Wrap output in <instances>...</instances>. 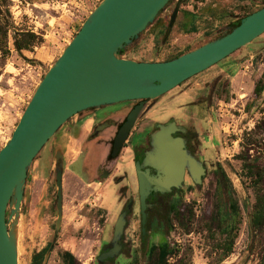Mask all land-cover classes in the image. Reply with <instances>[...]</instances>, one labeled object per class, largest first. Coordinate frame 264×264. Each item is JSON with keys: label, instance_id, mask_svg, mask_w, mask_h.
<instances>
[{"label": "rangeland", "instance_id": "1", "mask_svg": "<svg viewBox=\"0 0 264 264\" xmlns=\"http://www.w3.org/2000/svg\"><path fill=\"white\" fill-rule=\"evenodd\" d=\"M101 1L0 0V149L44 74ZM174 2L118 57L166 61L221 37L237 19L264 6V0H183L169 28ZM15 41L32 46L18 52ZM263 72L264 33L154 101L137 120L134 136L112 170L128 172L124 198L119 185L85 187L96 162L90 154L86 175L89 144L83 142L85 131L80 127L84 121L77 120V115L69 119L27 172L14 228L18 264H66L64 253L70 254L68 264H97V256L111 240L117 216L137 194L129 170L131 143L148 139L156 123L170 120L197 132L207 173L199 184L191 180L192 185L174 188L173 196L162 202L164 206L149 209L148 232L143 238L139 211L136 202H131L119 241L121 254L103 264H157V249L151 255L150 250L162 244L171 252L165 264H264V89L259 96L253 91L255 85H264ZM214 89L211 104H202ZM128 103L108 109L121 110ZM56 152L62 155V216L57 232ZM8 213L7 208L6 218Z\"/></svg>", "mask_w": 264, "mask_h": 264}, {"label": "water", "instance_id": "2", "mask_svg": "<svg viewBox=\"0 0 264 264\" xmlns=\"http://www.w3.org/2000/svg\"><path fill=\"white\" fill-rule=\"evenodd\" d=\"M170 1L102 0L38 83L9 140L0 149V264H18L14 228L27 172L40 150L69 119L90 108L140 101L128 113L113 141L111 156L115 157L144 104L155 101L264 33L263 6L243 17L228 33L174 59L137 62L118 57V52L132 44ZM178 6L179 2L169 25ZM156 128L150 136L151 150L145 152L141 163H135L142 236L145 199L150 192L164 194L171 188H179L185 170L194 184H199L204 175L201 163L185 151L182 140L172 137L177 132L175 123L158 124ZM61 159L62 155L56 152V232L62 216ZM148 168L155 170V175H149ZM130 207L131 202L127 210ZM125 217L126 210L117 216L111 240L97 256V264L118 255Z\"/></svg>", "mask_w": 264, "mask_h": 264}, {"label": "flooded vegetation", "instance_id": "3", "mask_svg": "<svg viewBox=\"0 0 264 264\" xmlns=\"http://www.w3.org/2000/svg\"><path fill=\"white\" fill-rule=\"evenodd\" d=\"M173 2H174V0H171L168 4H171ZM177 2H179V6H178L175 17L177 16V14L180 13V9L182 8L183 0H175L174 6L171 10L172 12H173ZM172 12H171V15H172ZM170 19H171V16H170ZM170 19H169V23H170ZM174 20H175V18H174ZM174 20H173V22H174ZM172 23L170 25L168 24L167 26L170 28ZM217 82H219V81H217ZM215 90L216 89L213 90L211 95L208 98H206L205 101L202 102V104H206V105L211 104L212 95L215 94ZM163 96H161V97H163ZM161 97H159V98H161ZM159 98H157L156 100H158ZM126 102L132 103V105L129 107L127 112H125V108L128 107L129 103L126 106H124V108H122L121 110L111 111L108 109V106H112V105H104V106H100L99 108H90V109H87V110L82 111V112L77 114V120L84 121L83 125L80 126V127H83L84 131H85L83 142H85V144H89V146L87 148H85V174L86 175L87 174L89 175L87 168L90 167L89 163H91L90 159H89L90 154H94V160L96 162V165H94L93 172L90 173L91 180L89 182H84L85 187H89L92 183L97 184L98 186H100L101 184L102 185L103 184H105V185L111 184L114 186L119 185L118 192H121L120 194H121V196H123V198H124L125 194L123 195L122 191L127 185V178L126 177L128 176L127 175L128 172L126 170H122V172L120 174V173H113L112 170L116 166L115 165L117 163L116 160L118 158L120 151L122 149H124L125 147H127L125 145H128L130 140H132V138L134 136V133L132 131L135 128L134 125L136 124L137 120H139V117L142 114L144 115L148 111V109L154 104V101H153L151 103L147 102L146 104L143 105L139 115L136 118L135 124L132 126V128L130 129V131L127 135L126 140L123 142L122 147L120 148L117 155L115 157H112L111 152H112L113 141H114L120 127L125 122L128 113L140 101L136 100V101H126ZM121 103H123V102H121ZM117 104H119V103H117ZM113 105H115V104H113ZM170 122L175 123V126L177 127V132L172 134V137L180 138L183 142L185 151L196 162L202 163V167L204 169V175H203V177H204L207 173V169H206L205 164L202 162V155L200 153L201 143H200V141L197 140V137H196L197 132L193 128H191V126H186V125L180 124L179 121L176 122L175 120H170V121H167L166 124H168ZM156 125H158V124L156 123L154 125L155 128L153 129V131L148 133L149 134L148 139L144 140L145 137H143V139H141V141L139 143H136V144L131 143V145H130L131 148L129 149L131 151V166H130L129 170H131V174L134 176V181H135V186H136V191H137V194L134 197V200L131 199V200H129V202H136V206L138 208L139 215H140V208H139L138 183H137V177H136V172H135V163L136 162L141 163L142 159L145 156V152L151 150L150 136L153 132H155L157 130ZM161 125H165V124H161ZM77 128H75L73 130V132ZM93 142L96 144H100L99 146H103V147L100 148V147L91 145L90 143H93ZM105 149H106V153L103 156L102 151ZM98 159H99V161H98ZM97 162H99V163H97ZM100 165H102V167L99 169ZM148 170H149V175H155V170H153L151 168H148ZM61 171H62V169H61ZM142 171H145V169L143 168ZM203 177L201 178V180L203 179ZM87 178L89 179V177H87ZM97 180H99V181H97ZM187 183H188V185H192V181L188 175V172H187V170H185L183 181H182L181 185H185ZM61 185H62V176H61ZM173 193H175L174 188L170 189V193H164V194H161L158 192H150L149 193L148 197L145 199V204H146L145 234L148 232L147 228H148L149 222H150L148 220L149 209L150 208H160L163 204L162 202H166V199H168L169 197H172ZM129 202H127L125 204V206H123L124 208L122 209V211L126 210V214H127V205L129 204ZM163 206H164V204H163ZM167 208L170 209L171 206H168ZM140 219H141V215H140ZM166 227L167 228L170 227V224L167 222H166ZM140 234H141V224H140ZM141 238H143L142 235H141ZM121 251L122 250H120V253H118V255L121 254Z\"/></svg>", "mask_w": 264, "mask_h": 264}, {"label": "trees", "instance_id": "4", "mask_svg": "<svg viewBox=\"0 0 264 264\" xmlns=\"http://www.w3.org/2000/svg\"><path fill=\"white\" fill-rule=\"evenodd\" d=\"M253 12L246 13L244 15V17L247 16V15H249V14H251V13H253ZM241 19L242 18L237 19L232 24V28L236 27L239 24V22H240ZM191 32H195V31H191ZM26 36L29 37L30 35H26ZM31 37H33V36H31ZM30 46H32V44H29V42H25L24 44H19V43H17V41H15V43H14L15 50L18 51V52H20L21 50H27ZM0 52H1V46H0ZM180 54H182V53H180ZM179 55L177 54V55L171 57L168 60L174 59V58H176ZM168 60H166V61H168ZM262 77L264 78V72L262 73ZM263 89H264V85L263 84H261V85H255L254 90H253L254 91V94L256 96H259L262 93V90ZM229 207L230 208H234V205L230 204ZM155 249H157V262L156 263L157 264H165V258H166V256H168L171 253L170 250H169V248H168V246L165 245V244H162L161 246H159L157 248L151 247L150 255H151V253H153V251ZM150 255H149V258H150ZM61 257L63 258V261L64 260L66 261V264H68L67 262H68V260L70 261V258H71L69 253H64V254L61 255Z\"/></svg>", "mask_w": 264, "mask_h": 264}, {"label": "crops", "instance_id": "5", "mask_svg": "<svg viewBox=\"0 0 264 264\" xmlns=\"http://www.w3.org/2000/svg\"><path fill=\"white\" fill-rule=\"evenodd\" d=\"M191 49H193V47L189 48L188 50H191ZM188 50H187V51H188ZM185 52H186V51H185ZM183 53H184V52H183ZM102 153H103V156H104V155H105V153H106V149H105V150H103V151H102Z\"/></svg>", "mask_w": 264, "mask_h": 264}]
</instances>
